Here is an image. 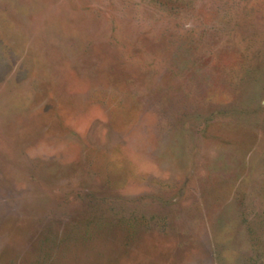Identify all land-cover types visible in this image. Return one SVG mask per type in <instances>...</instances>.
Masks as SVG:
<instances>
[{
	"label": "rangeland",
	"instance_id": "1",
	"mask_svg": "<svg viewBox=\"0 0 264 264\" xmlns=\"http://www.w3.org/2000/svg\"><path fill=\"white\" fill-rule=\"evenodd\" d=\"M0 264H264V0H0Z\"/></svg>",
	"mask_w": 264,
	"mask_h": 264
}]
</instances>
